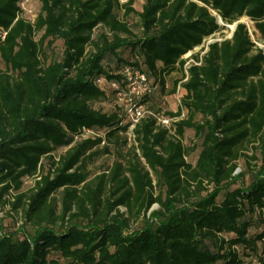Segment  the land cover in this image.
Listing matches in <instances>:
<instances>
[{
  "label": "trees",
  "instance_id": "16d2710c",
  "mask_svg": "<svg viewBox=\"0 0 264 264\" xmlns=\"http://www.w3.org/2000/svg\"><path fill=\"white\" fill-rule=\"evenodd\" d=\"M135 1L41 0L30 20L21 0H0V202L14 195V208L24 203L21 231L0 224V264H244L247 256L264 264V53L240 21L250 17L264 40V0H143L141 10ZM118 7L139 16L138 31ZM218 17L236 23L232 36L210 42L186 67L185 54L221 29ZM102 25L110 36L88 49ZM58 38L63 53L50 57L46 46ZM125 67L163 90L166 74L185 72L181 104L169 112L177 137L154 114L133 128L160 186L156 196L137 153L130 177L117 163L94 186L87 168L92 143L129 131L125 104L94 105L107 98L96 78L123 88ZM86 128L95 134L83 137ZM188 128L201 137L195 165L181 141ZM247 143L255 148L247 157L261 163L244 182L247 171L235 169ZM60 147L68 148L55 160ZM32 176L40 178L22 191ZM153 203L159 208L149 212Z\"/></svg>",
  "mask_w": 264,
  "mask_h": 264
},
{
  "label": "rangeland",
  "instance_id": "374dc122",
  "mask_svg": "<svg viewBox=\"0 0 264 264\" xmlns=\"http://www.w3.org/2000/svg\"><path fill=\"white\" fill-rule=\"evenodd\" d=\"M125 0H120L121 3H123ZM143 0H137L133 4V6L137 10L142 9ZM24 15L30 19L34 20L40 10L41 7V0H24ZM118 15L122 19L128 20V22L131 24L134 31H138L137 25L139 24V16L136 13H132L129 15L124 14V9L121 7H118L117 9ZM215 13V12H214ZM244 21L246 18H242ZM218 21L221 24V29L218 30L213 35L206 38L207 40L204 42L203 46H199L195 48L193 51H191V55L189 59H191V63L195 62L196 58L195 55L201 56L205 51V46L208 43V41H215V40H223L225 38H230L233 34V30L235 28V25L226 23L222 20L221 17H218ZM250 23V22H249ZM107 33L109 35L108 28L105 26H98L95 29H93L91 33V41L88 45V49L93 46V43L97 41V39L102 34ZM256 36V34L254 33ZM47 54L50 57L53 56H61L64 50V40L61 38H58L54 41V43L51 46H46ZM120 55L128 60H133V53L129 48H120L119 49ZM190 54V53H189ZM184 57H188V54H185ZM110 67L115 68L117 67L116 60H113L112 63H110ZM180 81L177 87L176 93H170V90L174 87L175 81ZM185 80V72L182 70H175L170 72L169 74L165 75V90L161 87L160 83H157V80L151 76L149 77L150 83H153L154 85L157 84V87L154 88L153 93L150 97L146 98L144 100L143 104V116H146L148 114H154L157 117L158 125L166 127L170 130L169 135L170 137H177L175 135L174 130L171 128V121L172 119L175 120L169 112H175L177 111L178 107L181 104V98L183 89L181 87V81ZM156 84H155V83ZM104 89H106L107 98L102 101L95 102L94 105L103 109L104 111H113L117 110L119 105L117 104V101L120 103H123L126 105V97L124 95L119 96L118 90L115 88V86L111 84H107L104 86ZM185 110L183 114H185ZM163 118H170L171 120L169 123L163 122ZM162 119V120H161ZM202 115H197V120H201ZM129 120L126 118V121ZM94 134L92 133H86L83 137H89ZM82 137V138H83ZM95 138V137H92ZM181 141L183 142V145L185 146V159L192 163L193 165L196 164L197 159L199 157L200 151H201V137L195 134V131L192 128H188L185 132V135L181 138ZM108 147V148H107ZM68 147H60L56 148L52 151L51 155L55 158V160L59 159V156L67 150ZM107 148V150H106ZM255 152V148L253 147V143H247L241 148V155L236 160L237 161V167L235 169V174H239L242 171H247V175L244 177L243 181L247 182L250 175L253 174L256 171V164L259 165L261 162L256 159L248 158V156H251L252 153ZM93 153L92 156L87 157V168L90 170V179H92V184L98 185L99 184V178L98 176L106 173L110 174L113 170L114 166L117 163H121L123 166V172L125 175L130 177V171L129 167L132 162H137V156L135 153H137L140 157V163L139 166L142 168V170H149L150 174L152 176L153 181V187L152 191L154 195H158L160 193V186L157 183L156 175L152 171V169L148 166L144 158L141 156L140 146L138 140H136V137L132 133H119L115 137H111L105 139L101 143L97 144H91L90 148L87 151V154ZM43 163L45 164V170L50 167V162L52 161L51 158L48 156L43 157ZM40 178L39 176H32V177H25L22 191L30 192V190L35 186L36 179ZM107 182H105V193H110V185L112 187V182H109L110 177L106 178ZM194 188V186H193ZM8 200H3L0 202V224L3 226L4 230L6 231H21L19 230L22 222L24 220L23 215V205L14 208L13 202L15 200L14 195H8L6 197ZM159 208L158 203H153L149 212L151 210ZM122 211H125L126 208L124 206L121 207ZM147 212V214H149ZM244 264H259L258 260L256 258L247 256L246 262Z\"/></svg>",
  "mask_w": 264,
  "mask_h": 264
},
{
  "label": "built area",
  "instance_id": "2783aa9c",
  "mask_svg": "<svg viewBox=\"0 0 264 264\" xmlns=\"http://www.w3.org/2000/svg\"><path fill=\"white\" fill-rule=\"evenodd\" d=\"M23 3H24V0H21L20 5L22 6V8H24ZM242 18H246V20L244 21ZM242 18L240 19V21H243L247 24L249 33L252 37L253 42L255 43V46L262 49V51L264 53V40L254 35L253 20L248 16H243ZM233 25H236V23H233ZM206 40L207 39H205L204 42ZM204 42L200 46H203ZM210 42H212V41H208V43L206 44L205 51L208 48V44ZM197 47H199V46H197ZM191 51H193V50H191ZM191 51L187 53L188 54V60L186 62V67H188L191 64V61H190L191 59H189V57L191 55ZM123 74L125 75V81H126L125 86H123V88L120 87L118 82L108 81L104 77L96 78V83L99 86H101L102 88H104V86L107 84H111V85L115 86V88L118 90L119 96L124 95L126 97L127 117L130 121L128 133H132L135 136V134L133 133V128L135 127L136 123H138L139 120L143 117V109H142L143 104L141 102V99L144 95L152 94L154 91V88H156V87H154V85L152 83H150L149 77L145 73L141 72L138 69L125 67L123 70ZM170 120H171L170 118H163L162 121L167 124V123H169ZM89 132L92 134H95V132L92 129L86 128V129H84L82 136H84L86 133H89Z\"/></svg>",
  "mask_w": 264,
  "mask_h": 264
}]
</instances>
